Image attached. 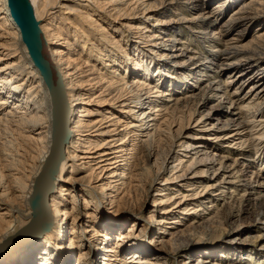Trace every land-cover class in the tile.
Segmentation results:
<instances>
[{"label":"bare ground","instance_id":"1","mask_svg":"<svg viewBox=\"0 0 264 264\" xmlns=\"http://www.w3.org/2000/svg\"><path fill=\"white\" fill-rule=\"evenodd\" d=\"M211 97L229 106L220 125ZM147 102L150 145L135 117ZM175 123L244 160L264 153V0H0V264H224L181 232L146 238L180 221L167 215L187 194H167L160 219L133 202L137 156Z\"/></svg>","mask_w":264,"mask_h":264},{"label":"rangeland","instance_id":"2","mask_svg":"<svg viewBox=\"0 0 264 264\" xmlns=\"http://www.w3.org/2000/svg\"><path fill=\"white\" fill-rule=\"evenodd\" d=\"M166 71L167 69H163L161 72ZM156 72L154 74H157ZM167 84L166 88H171L170 82ZM187 90L189 89L180 88L173 93V98L184 97ZM145 97L143 95V100ZM161 99L165 101V98ZM227 107L229 106L225 100L211 97L202 111L212 116L211 121L215 125H220L228 117L225 113L218 112L221 109L227 111ZM141 110L145 111L146 118H143V113L139 114ZM140 111L135 116L137 120L142 121L141 124H144L143 135L141 134L139 140H142L141 143L150 145L155 138V130L152 126L154 120L150 119L154 118V114H150L153 110L147 102L141 106ZM149 115H151L150 118L147 117ZM203 119L204 117L197 124L202 125L200 121ZM189 126L194 129L200 127L196 126L194 119L190 120ZM182 128H178L177 123L173 124L172 139L164 135L157 143L156 151L153 150L149 157L146 158L142 154L137 156L138 169L134 172H141V174L136 175L134 180L135 191L132 198L138 207L141 206L142 215L154 214L160 219L166 214L163 213L162 208L169 204V202H162L167 199L165 197L167 194L179 190L180 193L187 194L186 201L175 209L176 213L167 215L168 218L179 216L180 221L158 224L155 228L156 234H147L145 237L149 242L153 239L166 241L171 238V233L178 235L181 232L189 238L191 243L201 240L203 243L199 246L200 250L205 249L206 246L212 249L218 247L219 250L213 257V260L218 262L225 261L224 264H226L229 262L227 260L233 258L235 264H252L251 262L254 261L256 264H264V153L260 157L256 154L252 156L253 158L244 160L238 155L235 145L231 144L232 147H228L226 142H221L213 135L194 136L192 135L194 131ZM250 159L254 162L250 163ZM156 161L160 163V171ZM140 166L148 168L141 170ZM153 177L156 180L152 181V188H149ZM207 184L209 187L204 189ZM180 193L178 196L181 197ZM197 193L208 194L197 201L192 198ZM183 200L181 199L182 202ZM211 201H214L212 206H210ZM199 203L201 210L192 212V207ZM168 218L167 220H170ZM227 248L231 249L228 256H226L228 251H225ZM234 248L238 251L240 248L244 249V255L240 257L238 252L237 256L234 255L232 252ZM223 251L225 253H222ZM209 253L210 251H207L206 255ZM199 254L201 253H196L190 258L182 257L178 263L198 264ZM249 254H252L254 261L249 260ZM75 260L73 264H76Z\"/></svg>","mask_w":264,"mask_h":264},{"label":"water","instance_id":"3","mask_svg":"<svg viewBox=\"0 0 264 264\" xmlns=\"http://www.w3.org/2000/svg\"><path fill=\"white\" fill-rule=\"evenodd\" d=\"M16 7H17V11H16L17 17L21 25H23L24 29L29 34V36L31 37L33 36V38L35 39L36 37L33 34L34 29L32 28V26L30 27L29 21L27 20L25 14L22 13L21 9L19 8V4Z\"/></svg>","mask_w":264,"mask_h":264}]
</instances>
